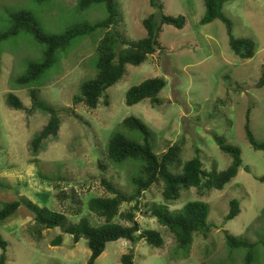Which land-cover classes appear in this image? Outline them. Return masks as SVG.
<instances>
[{
    "label": "rangeland",
    "instance_id": "1",
    "mask_svg": "<svg viewBox=\"0 0 264 264\" xmlns=\"http://www.w3.org/2000/svg\"><path fill=\"white\" fill-rule=\"evenodd\" d=\"M79 1L0 0V35L10 29L11 15L20 11L32 13L43 30L52 35H61L77 24L95 25L107 18L103 3L80 11ZM117 2L123 18L120 33L130 41L145 38L143 22L157 13L150 0ZM161 2L165 14L182 15L187 24L183 30L164 26L160 35L162 49L145 64L127 67L126 76L106 93L109 108L91 110L74 102L75 97L81 96L82 86L97 76V49L103 30L73 41L67 50L56 55L55 65L27 87L19 86L17 79L31 63L44 60L46 46L25 32L0 43V210L25 197L40 208L65 214L72 224L86 219L93 226L103 225L105 221L89 209L90 200L109 196L101 179L106 176L129 195L134 190L130 180L137 172L135 165H112L104 157L111 135L122 130L124 119L134 116L152 130L158 154L180 144L183 162L196 157L199 151L206 168L211 169L216 162L219 171H223L231 165L232 158L220 150L215 140L218 135L241 150L244 166L223 191L213 190L205 196L196 189L183 191L180 200L169 205L171 212H177L192 201L207 203L209 221L217 227L206 239L200 235L189 249L177 250L174 237L147 213L153 204L164 203L161 187H153L140 202L137 221L141 230L159 231L164 246L158 249L144 240L133 244L122 239L107 244L95 264H122V256L131 252L135 264H245L247 250L230 252L225 233L250 243L259 241L253 250L252 264H264V182L258 181L264 176V153L252 148L245 130L251 111V130L258 141L264 142V87L258 89L264 71V0H229L224 6V13L232 22L233 37L254 42L255 56L251 59H241L232 51L222 21L200 24L206 12L204 0ZM156 77L167 81L159 96L163 106L153 108L149 100L135 106L126 104V94L132 87ZM34 89L39 90V101L59 109L62 118L59 135L47 140L38 157L31 152V142L48 124L50 116L36 110L29 115L7 105V96L14 94L26 109L32 108ZM65 110L76 112L78 118ZM34 159L39 166L32 162ZM100 162L107 166L106 171L101 170ZM72 177L74 185L61 189L68 196L61 202L54 184ZM72 189L82 202L79 215L73 213V208L78 207L70 194ZM233 200L240 202L241 213L226 223ZM132 207L124 205L122 211ZM34 220L32 212L20 207L14 216L0 221V233L8 243L6 264H88L91 250L87 240L75 244L73 236L62 228L36 234ZM116 222L127 225L120 219ZM58 236L63 237V243L54 246L52 242ZM2 254L0 249V259Z\"/></svg>",
    "mask_w": 264,
    "mask_h": 264
},
{
    "label": "trees",
    "instance_id": "2",
    "mask_svg": "<svg viewBox=\"0 0 264 264\" xmlns=\"http://www.w3.org/2000/svg\"><path fill=\"white\" fill-rule=\"evenodd\" d=\"M229 0H204L206 12L200 24L208 25L216 20L222 21L227 27L229 45L232 51L241 59H251L255 56V44L251 40H236L232 35V22L224 13V6ZM151 6L157 13L150 15L143 26L147 32L145 38L138 41H130L120 33L118 28L122 23V14L117 0H80L78 9L85 11L93 4L103 3L106 7L107 18L95 25L77 24L67 29L61 35L46 33L40 26L34 15L27 11H20L11 15V27L0 35V43L7 41L20 33L31 34L38 43L46 46L44 60L41 63H31L26 73L17 79V84L27 87L38 82L46 72L51 69L60 51L67 50L73 41L78 38L89 36L98 30H103L104 37L97 49V76L94 80L85 83L81 88V96L74 99L76 105L85 104L88 109L95 110L99 106L109 108L110 98L107 91L117 85L127 74L128 66H141L151 56L162 49L160 35L164 26H172L183 30L187 24L184 16L173 17L165 14V5L161 0H150ZM1 66V63H0ZM167 87V81L163 77L151 78L140 85L132 87L126 94V104L135 106L142 101L149 100L153 108L163 106L159 97ZM264 87V71L258 83V89ZM32 108L26 109L21 100L14 94L7 96V105L15 110L26 112L31 115L41 111L50 116L46 126L37 134L31 142V152L38 157L44 144L50 138H56L61 129L62 118L59 109L39 101V90H31ZM63 111V110H62ZM69 115L78 118L76 112L65 110ZM250 113L248 112L245 130L247 139L255 151L264 153V142L256 139L250 126ZM121 131L113 133L109 139L104 153L106 161L112 165H121L125 162L135 165L137 172L131 177L130 184L134 190L129 195L118 189V186L108 180L106 176L101 179L102 187L109 196L94 198L89 201L90 211L99 219L105 221L101 226H93L88 220L82 219L77 224H72L69 218L62 213L54 212L47 207L40 208L33 202L25 199L7 203L0 210V221H6L15 215L20 207H26L34 214L36 222V234H42L45 230L62 228L65 234L73 236L74 243L87 240L91 250L88 264H95L105 253L107 244L126 240L136 244L142 240L154 248L164 246V238L159 231L145 229L137 221V213L140 211V202L145 193L153 187H161L163 204H153L147 210L157 222L172 235L176 242L177 250L189 249L194 240L200 235L205 239L210 236L215 226L209 221L210 206L203 201H192L185 205L180 211L171 212L169 205L180 200L183 191L196 189L201 196L213 190L223 191L228 184L237 178L243 168L242 152L238 147L227 144L225 137L215 136L220 150L232 158L231 165L219 171L214 162L211 169L206 168L202 158L197 151L196 157L183 162L181 160L182 147L180 144L170 146L166 152L158 154L155 139L150 127L137 117H127L121 123ZM37 159L32 162L37 164ZM125 163V164H127ZM39 166V164H37ZM101 170L106 171L107 166L100 162ZM106 167V168H105ZM250 172L249 167H245ZM258 181L264 182V176ZM73 177L69 181L59 179L54 184V190L60 191L58 196L61 202L67 200L68 196L61 191L64 186L74 185ZM62 185V188H61ZM72 198L78 208H73V213H81L82 202L76 198V191L71 190ZM124 205H132L130 210L122 211ZM241 213V204L238 200L230 203V213L225 222L236 219ZM120 219L127 225L116 222ZM226 234L227 246L230 252L235 250H247L243 260L245 264L254 261L253 250L257 243H250L247 239L238 238ZM54 246H61L63 237L58 236L53 242ZM0 249L3 254L0 264H6L8 243L0 233ZM122 264H135L134 253L122 256Z\"/></svg>",
    "mask_w": 264,
    "mask_h": 264
},
{
    "label": "crops",
    "instance_id": "3",
    "mask_svg": "<svg viewBox=\"0 0 264 264\" xmlns=\"http://www.w3.org/2000/svg\"><path fill=\"white\" fill-rule=\"evenodd\" d=\"M35 170V169H34Z\"/></svg>",
    "mask_w": 264,
    "mask_h": 264
}]
</instances>
